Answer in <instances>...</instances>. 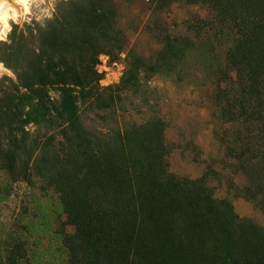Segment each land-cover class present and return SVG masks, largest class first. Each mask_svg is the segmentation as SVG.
Wrapping results in <instances>:
<instances>
[{
	"label": "trees",
	"instance_id": "trees-1",
	"mask_svg": "<svg viewBox=\"0 0 264 264\" xmlns=\"http://www.w3.org/2000/svg\"><path fill=\"white\" fill-rule=\"evenodd\" d=\"M146 1L202 5L211 16L185 21L188 36H165L153 62L129 53L110 88L96 66L126 44L113 0H61L44 23L12 26L0 42L12 74L0 77V171L54 192L66 264H264V229L214 196L208 171L194 180L170 171L166 123L147 86L154 76L214 86L231 125L218 140L246 179L239 194L264 212V0ZM124 94L139 123L84 125L83 110L125 113ZM0 264H31L23 243L0 241Z\"/></svg>",
	"mask_w": 264,
	"mask_h": 264
},
{
	"label": "rangeland",
	"instance_id": "rangeland-1",
	"mask_svg": "<svg viewBox=\"0 0 264 264\" xmlns=\"http://www.w3.org/2000/svg\"><path fill=\"white\" fill-rule=\"evenodd\" d=\"M61 0H30L26 7L21 0H4L10 9H15V20L6 21L9 30L4 31L3 39L13 25L22 26L35 21L39 24L51 19ZM118 13V26L126 36L124 50L108 55L111 60L120 61L125 69L129 53L153 62L163 46L165 36H188L185 21L197 16L207 20L210 11L202 5L185 2L172 3L166 9H156L146 0L127 3L113 0ZM3 4V5H4ZM0 9L4 13V7ZM12 13V10L8 12ZM0 28L3 25L0 23ZM12 74L0 63V77ZM101 86L110 88L118 84ZM147 86L154 91L160 116L166 123L164 143L169 151L170 171L179 177L198 179L209 172L208 185L217 199L228 200L239 218L251 220L264 229V212L240 194L246 185L243 174L235 171V163L226 156L218 140V134L229 130L230 124L220 120L214 102V86L177 85L161 76L148 80ZM120 107L126 112L114 109L111 112L82 111L84 125L91 132L105 131L123 123L141 121L142 115L136 114L131 103H137L129 95H123ZM118 123V124H117ZM34 132V128L30 127ZM34 186L17 180L9 181L0 171V241L10 237L22 242L31 264H66V250L58 234L60 222L65 217L52 190L44 189L42 182L34 178ZM64 231L74 234L73 226L66 225Z\"/></svg>",
	"mask_w": 264,
	"mask_h": 264
},
{
	"label": "built area",
	"instance_id": "built-area-1",
	"mask_svg": "<svg viewBox=\"0 0 264 264\" xmlns=\"http://www.w3.org/2000/svg\"><path fill=\"white\" fill-rule=\"evenodd\" d=\"M96 70L102 76L99 84L109 86L119 81L124 72V66L120 61L111 60L108 55H100Z\"/></svg>",
	"mask_w": 264,
	"mask_h": 264
},
{
	"label": "bare ground",
	"instance_id": "bare-ground-1",
	"mask_svg": "<svg viewBox=\"0 0 264 264\" xmlns=\"http://www.w3.org/2000/svg\"><path fill=\"white\" fill-rule=\"evenodd\" d=\"M3 1L4 0H0V9L2 8V5L4 4L3 3ZM12 1V0H11ZM28 1H30V0H21V2H22V5L24 6V7H26V5H27V2ZM11 8V7H10ZM27 8V7H26ZM12 10V13L11 14H9V16L8 17H10V15L12 16V14H13V12H15L16 13V17L18 16V12H17V10H15V9H11ZM1 11V10H0ZM3 15H4V13H1L0 12V23L3 25V27L2 28H0V36H3L4 35V23H5V21L3 20ZM1 27V26H0Z\"/></svg>",
	"mask_w": 264,
	"mask_h": 264
},
{
	"label": "clouds",
	"instance_id": "clouds-1",
	"mask_svg": "<svg viewBox=\"0 0 264 264\" xmlns=\"http://www.w3.org/2000/svg\"><path fill=\"white\" fill-rule=\"evenodd\" d=\"M3 7H4L3 20L5 21V23H4V30L5 31H8L9 30V27H8V24L6 23V21L9 19L8 12L11 11V9L8 7L7 4H4ZM15 18H16V13L13 12L11 19L15 20ZM0 39H3V36H0Z\"/></svg>",
	"mask_w": 264,
	"mask_h": 264
}]
</instances>
